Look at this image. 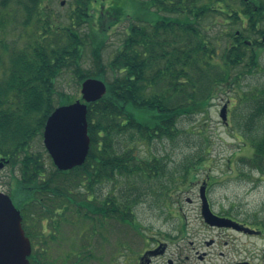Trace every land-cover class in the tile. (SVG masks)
I'll return each mask as SVG.
<instances>
[{
    "label": "trees",
    "instance_id": "obj_1",
    "mask_svg": "<svg viewBox=\"0 0 264 264\" xmlns=\"http://www.w3.org/2000/svg\"><path fill=\"white\" fill-rule=\"evenodd\" d=\"M41 1L15 0L23 12L21 27L32 26L33 36L21 42L0 36V153L17 166L11 198L31 242L29 264H47L48 241H62L61 223L71 214L86 221L96 216L132 220L137 196L131 198L125 187L97 200V188L120 176L158 179L164 173L161 160L138 158L137 145L172 138L180 117L200 113L204 100L227 81L233 83L224 67L251 72L258 58L252 49L264 48L258 40L264 33V0H237L239 8L235 0H75L76 9L65 22L45 16ZM10 12L0 17V31L14 18ZM108 15L112 20L106 21ZM221 15L224 20L229 16L236 28L223 38L229 43L219 58V76L207 78L200 92L204 70L216 66L214 44L221 53L219 40L205 32ZM123 20L127 32L105 62L108 32ZM205 20H210L208 27ZM86 48L91 66L84 70ZM64 71L78 83L96 78L107 85L106 94L87 105L86 161L70 171H59L43 147L31 150L54 110V84ZM57 96L58 105L73 101ZM250 96L249 113L238 120L256 141L246 164L264 173V87ZM186 169V175L195 177V164L189 162ZM76 251L69 248L54 263L69 264V257L80 255Z\"/></svg>",
    "mask_w": 264,
    "mask_h": 264
},
{
    "label": "rangeland",
    "instance_id": "obj_2",
    "mask_svg": "<svg viewBox=\"0 0 264 264\" xmlns=\"http://www.w3.org/2000/svg\"><path fill=\"white\" fill-rule=\"evenodd\" d=\"M74 2L43 0L44 15L54 20L61 17L65 22L76 9ZM237 3L235 0L234 5L239 8ZM0 10V17L9 15L10 11L14 15L9 18L11 23L0 31L1 37L21 42L36 33L32 26L21 27L23 12L15 0H0ZM111 18L108 15L106 21ZM209 21L205 20L203 25L208 27ZM127 25V20H123L108 32L103 51L105 62L120 46ZM208 28L205 36L219 40L221 48L218 51L221 53L216 52L214 44L212 55L216 66L204 70L203 80L198 84L200 92H204L207 78L215 74L219 76V58L229 43L223 41L227 33L222 36L217 33L221 27L211 24ZM235 28L230 29L235 31ZM252 50L258 57L252 73L244 68L224 67L233 83L227 81L210 99L204 100L200 113L180 117L172 138L153 141L151 145H137L135 153L138 158L161 160L164 173H160L158 179L143 181L135 175L129 179L120 176L102 182L97 188V200L118 194L125 187L131 198L137 196L132 220L123 222L96 216L94 220L86 221L80 217L73 219L76 215L71 214L68 222H60L63 225L62 241H48L47 264H55V258L66 254L69 248L77 250L76 255L80 254L69 257V264H235L239 261L264 264V173L246 164L252 157V146L256 141L250 138L238 120L239 115L249 113L250 94L264 87V48ZM83 54V69L86 70L91 66L88 48ZM79 85L72 73L64 71L54 84V106L60 99L57 95H64V99H79ZM222 106L226 107V123L219 116ZM32 142L31 150H42L41 136ZM201 157L200 165L197 160ZM189 162L195 164V177L186 175ZM16 174L15 165L0 168V192L8 194L12 185L15 188L11 178ZM202 181H207V197L213 212L260 231L259 236L206 226L200 214L198 195ZM46 225L50 229V224ZM148 250L154 251L150 254Z\"/></svg>",
    "mask_w": 264,
    "mask_h": 264
},
{
    "label": "water",
    "instance_id": "obj_3",
    "mask_svg": "<svg viewBox=\"0 0 264 264\" xmlns=\"http://www.w3.org/2000/svg\"><path fill=\"white\" fill-rule=\"evenodd\" d=\"M80 93L79 100L55 108L46 119L43 129V145L59 171H69L85 162L90 143L87 134V104L101 99L106 93V85L99 79L87 78L81 83ZM224 112L225 107L220 112L222 119H225ZM199 198L201 216L207 225L250 233V230L236 222L218 217L211 211L204 186L199 189ZM21 221L20 212L11 199L0 193V264H28L30 243Z\"/></svg>",
    "mask_w": 264,
    "mask_h": 264
},
{
    "label": "flooded vegetation",
    "instance_id": "obj_4",
    "mask_svg": "<svg viewBox=\"0 0 264 264\" xmlns=\"http://www.w3.org/2000/svg\"><path fill=\"white\" fill-rule=\"evenodd\" d=\"M2 158H4V157L0 155V159H2ZM4 159H5V158H4ZM6 165H7V163H6V162H3L2 165L0 164V167L2 168V167H4V166H6ZM140 260H141V259H140Z\"/></svg>",
    "mask_w": 264,
    "mask_h": 264
}]
</instances>
